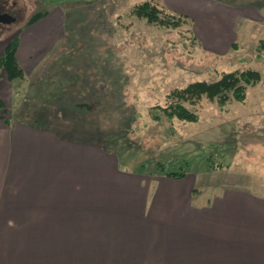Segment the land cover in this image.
<instances>
[{
  "label": "crops",
  "instance_id": "crops-1",
  "mask_svg": "<svg viewBox=\"0 0 264 264\" xmlns=\"http://www.w3.org/2000/svg\"><path fill=\"white\" fill-rule=\"evenodd\" d=\"M263 2L162 4L224 55L237 47L239 21L247 30L263 20L254 5ZM55 22L41 18L19 37L25 76L45 62ZM15 80L0 73V264H264L263 177L206 189L187 173L138 180L83 127L13 119Z\"/></svg>",
  "mask_w": 264,
  "mask_h": 264
},
{
  "label": "rangeland",
  "instance_id": "rangeland-1",
  "mask_svg": "<svg viewBox=\"0 0 264 264\" xmlns=\"http://www.w3.org/2000/svg\"><path fill=\"white\" fill-rule=\"evenodd\" d=\"M144 1L173 12L163 0H0V13L15 16L0 29V46L19 40L37 11L56 21L45 62L15 78L13 119L37 125L63 122L76 131L83 127L101 149L118 157L121 168L145 182L165 171H184L187 180L205 189L241 184L246 173L251 182H260L264 51L257 52L256 46L264 38V2L254 3L263 20L251 22L247 30L239 21L237 47L217 55L199 42L187 15L177 27L136 15L135 6ZM246 68L258 70L261 80L247 88L244 101L230 98L221 104L203 96L188 105L196 121L153 108L166 106L175 88ZM201 193L204 198L208 189Z\"/></svg>",
  "mask_w": 264,
  "mask_h": 264
},
{
  "label": "trees",
  "instance_id": "trees-1",
  "mask_svg": "<svg viewBox=\"0 0 264 264\" xmlns=\"http://www.w3.org/2000/svg\"><path fill=\"white\" fill-rule=\"evenodd\" d=\"M134 12L139 17L145 18L152 24L177 27L183 23L186 16L173 12H166L164 9L144 1L135 6ZM44 12L37 11L31 15L27 21L33 24L41 19ZM18 39H12L6 44L4 50L0 53V73L4 72L7 79L12 80L17 77H23V69L17 62L16 50ZM257 52L264 51V38L260 39L256 46ZM261 74L258 70L246 68L242 70L225 71L220 78L214 81H194L183 88H175L169 92V103L166 106L156 105L153 108L160 110L165 115L176 117L184 121H196L197 114L191 110L188 105L195 104L203 96L214 99L218 98L221 104L226 103L230 98L237 101H244L247 95V88L259 83ZM3 101L0 99V113L3 109ZM155 118L157 114H153ZM215 168L211 165V169ZM184 171H165L162 174L173 177H183Z\"/></svg>",
  "mask_w": 264,
  "mask_h": 264
},
{
  "label": "water",
  "instance_id": "water-1",
  "mask_svg": "<svg viewBox=\"0 0 264 264\" xmlns=\"http://www.w3.org/2000/svg\"><path fill=\"white\" fill-rule=\"evenodd\" d=\"M15 21V16L11 15L8 12H1L0 13V24L10 23Z\"/></svg>",
  "mask_w": 264,
  "mask_h": 264
},
{
  "label": "flooded vegetation",
  "instance_id": "flooded-vegetation-1",
  "mask_svg": "<svg viewBox=\"0 0 264 264\" xmlns=\"http://www.w3.org/2000/svg\"><path fill=\"white\" fill-rule=\"evenodd\" d=\"M3 26H4V24L1 23V24H0V29H1Z\"/></svg>",
  "mask_w": 264,
  "mask_h": 264
}]
</instances>
